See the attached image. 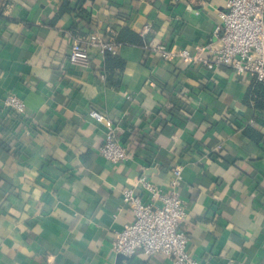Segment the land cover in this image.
<instances>
[{
    "label": "crops",
    "instance_id": "crops-1",
    "mask_svg": "<svg viewBox=\"0 0 264 264\" xmlns=\"http://www.w3.org/2000/svg\"><path fill=\"white\" fill-rule=\"evenodd\" d=\"M66 1L0 0V144L11 146L0 145V264H174L111 247L135 220L123 192L151 200L143 176L168 192L176 165L190 254L203 264H264V140L245 135L249 127L264 136V110L249 96L254 78L116 42L123 28L150 24V45L195 55L215 43L229 0H87L86 13L70 0L61 13ZM93 36L118 45L110 55L122 69L106 70L97 47L88 67L69 62L73 41ZM10 94L25 115L4 107ZM91 110L114 121L128 160L102 157L104 129ZM141 143L148 149L134 150Z\"/></svg>",
    "mask_w": 264,
    "mask_h": 264
},
{
    "label": "built area",
    "instance_id": "built-area-1",
    "mask_svg": "<svg viewBox=\"0 0 264 264\" xmlns=\"http://www.w3.org/2000/svg\"><path fill=\"white\" fill-rule=\"evenodd\" d=\"M220 18V23L213 30L215 43H208L195 55L188 50L175 52L163 44L147 43L150 24H146L139 34L144 40V49L162 60L171 62L180 58L202 63L211 69L226 67L238 75H250L257 82L264 83V0H229ZM91 47L111 55L118 53V45L93 36L87 43L73 41L69 62L88 67ZM205 52L211 56L204 57ZM3 105L17 115L26 114L24 101L15 94L8 95ZM88 115L104 129L100 149L102 157L112 164L128 160L131 154L118 138L114 121L97 110H91ZM182 172L181 165L174 166L166 193H162L147 177H141L139 186L151 198L147 202L135 188L123 192V200L132 208L135 220L117 232L111 247L113 253L132 257L142 251L149 257L163 254L173 259L174 264H203L190 254L189 238L180 229L187 217V206L180 194Z\"/></svg>",
    "mask_w": 264,
    "mask_h": 264
},
{
    "label": "trees",
    "instance_id": "trees-1",
    "mask_svg": "<svg viewBox=\"0 0 264 264\" xmlns=\"http://www.w3.org/2000/svg\"><path fill=\"white\" fill-rule=\"evenodd\" d=\"M86 1L87 0H81V2L78 3L79 4V6L77 8L78 11H80L82 13H86L85 12L86 10L82 6L83 3L86 2ZM70 4H71L70 0L66 1L60 7L61 13H63V12H71L72 10H71V7H70L71 5ZM76 30H77V26H74L72 28V33H75ZM80 35H83V34L80 33ZM146 41H147V43H149L147 38H146ZM116 42L118 43V45H140V46H144V40L140 36V34L136 33L135 31H132L130 29H127V28H123L120 31V33L117 36ZM106 64H107V69L106 70H108L111 73H113V71L111 70L112 68L115 67L116 69L117 68L122 69L123 66H124L123 62L121 60H119V58L111 57L110 53H106ZM113 77H114L113 74L109 75L108 79H111V84L113 86L119 87L120 86V82L112 80ZM249 96H250V99L255 103V106L257 108H261V109L264 110V83L257 82L256 79H254L252 84H251V87H250ZM176 104L177 105H182L181 103H177V102H176ZM181 108L187 109L186 106L181 107ZM11 112H13V111H11ZM17 117H19V115ZM32 120L33 119L30 120L29 118H27V121L26 120L22 121L24 124L29 126L28 129L31 132H32ZM245 135L250 137V138H252L253 140H256L257 142H263V140H264V136L261 133L255 131V130L249 128V127L246 129ZM141 144H142V145H140L141 147H138V148H136L134 150H138L139 152H142V150L147 147V144L146 143H141ZM0 145L2 146V148L4 150H6V152H9L11 150V146L9 145V143L7 144L5 141H3ZM129 147L130 146L128 145V151L131 150ZM141 148H143V149H141ZM146 149H148V148H146Z\"/></svg>",
    "mask_w": 264,
    "mask_h": 264
}]
</instances>
